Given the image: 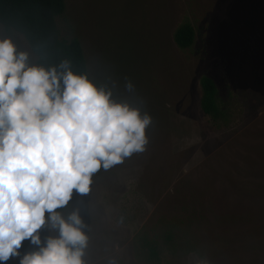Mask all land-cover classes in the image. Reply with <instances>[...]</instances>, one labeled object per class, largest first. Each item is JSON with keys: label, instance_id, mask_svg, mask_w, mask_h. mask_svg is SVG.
I'll return each instance as SVG.
<instances>
[{"label": "rangeland", "instance_id": "rangeland-1", "mask_svg": "<svg viewBox=\"0 0 264 264\" xmlns=\"http://www.w3.org/2000/svg\"><path fill=\"white\" fill-rule=\"evenodd\" d=\"M64 4L59 37L80 42L89 79L153 119L146 151L102 168L57 210L87 226L86 264H264V0ZM184 23L195 35L182 50ZM0 39L37 65L23 36L0 27ZM203 76L217 88L216 121L200 108ZM54 235L45 226L41 246ZM37 250L26 240L6 264Z\"/></svg>", "mask_w": 264, "mask_h": 264}, {"label": "clouds", "instance_id": "clouds-1", "mask_svg": "<svg viewBox=\"0 0 264 264\" xmlns=\"http://www.w3.org/2000/svg\"><path fill=\"white\" fill-rule=\"evenodd\" d=\"M134 90L131 82L126 84ZM150 115L117 103L112 92L69 61L45 68L0 39V262L20 257L26 240L39 250L20 264H86L89 236L79 212H58L93 176L146 151ZM57 235L41 246L40 231Z\"/></svg>", "mask_w": 264, "mask_h": 264}, {"label": "trees", "instance_id": "trees-1", "mask_svg": "<svg viewBox=\"0 0 264 264\" xmlns=\"http://www.w3.org/2000/svg\"><path fill=\"white\" fill-rule=\"evenodd\" d=\"M64 9V0H0V27L7 33L15 32L24 37L38 66L52 68L69 61L74 73L88 76L80 42L59 37L55 20ZM194 35L190 24H181L174 32V43L182 50L188 49ZM200 88L201 111L216 121L221 116L216 85L210 77L203 76ZM149 250L151 256L156 257L155 250L152 247Z\"/></svg>", "mask_w": 264, "mask_h": 264}]
</instances>
